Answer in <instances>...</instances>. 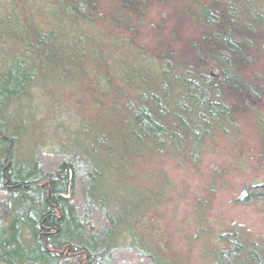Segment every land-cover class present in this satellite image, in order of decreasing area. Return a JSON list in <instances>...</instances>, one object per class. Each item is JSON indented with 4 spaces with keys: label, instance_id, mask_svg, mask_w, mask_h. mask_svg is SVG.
I'll return each mask as SVG.
<instances>
[{
    "label": "trees",
    "instance_id": "1",
    "mask_svg": "<svg viewBox=\"0 0 264 264\" xmlns=\"http://www.w3.org/2000/svg\"><path fill=\"white\" fill-rule=\"evenodd\" d=\"M99 1L0 0V264L165 263L134 231L153 191L120 195L107 174L160 155L196 163L247 115L264 158V0H160L176 21L161 12L145 41L138 30L155 0ZM40 78L80 83L97 110L94 135L81 123L80 144L37 147L21 172L7 119ZM250 190L241 203L264 199V183ZM129 194L147 202L132 219ZM219 237L211 264H264V234L233 223Z\"/></svg>",
    "mask_w": 264,
    "mask_h": 264
},
{
    "label": "rangeland",
    "instance_id": "2",
    "mask_svg": "<svg viewBox=\"0 0 264 264\" xmlns=\"http://www.w3.org/2000/svg\"><path fill=\"white\" fill-rule=\"evenodd\" d=\"M109 2L100 0V10H105ZM159 2L153 1L138 30L143 41L151 38L161 12L167 15L165 24L176 21V13L160 8ZM21 5L17 3L15 7L23 14ZM36 22L41 21L36 18ZM40 79L32 98L20 100L13 107L14 117L7 119L9 126L20 133L14 153L22 164L21 172L32 162L31 153L37 147L54 152L80 144L75 131L81 123L85 122L87 131L94 135L89 118L97 110L80 83H45ZM102 104L109 109L108 101L102 99ZM210 148L196 163L160 155L152 161H138L133 167L116 168L107 174L112 187L118 189L115 193L120 195L129 193L127 185L140 193L153 191L156 198L147 209L143 210L147 205L143 197L139 199L131 194L124 199L123 209L125 214L131 213L128 216L131 219L143 210L140 222L133 223L134 231L144 238L145 246L165 261L161 264H211V249L223 245L219 235L233 223L251 239L264 234V199L251 196L250 203L240 202L248 197L250 186L264 183V158L260 156L251 117H240L232 138H219ZM118 180L116 186L114 182ZM243 186L244 195H241Z\"/></svg>",
    "mask_w": 264,
    "mask_h": 264
},
{
    "label": "water",
    "instance_id": "3",
    "mask_svg": "<svg viewBox=\"0 0 264 264\" xmlns=\"http://www.w3.org/2000/svg\"><path fill=\"white\" fill-rule=\"evenodd\" d=\"M245 186H243V190L241 192V195H244Z\"/></svg>",
    "mask_w": 264,
    "mask_h": 264
}]
</instances>
